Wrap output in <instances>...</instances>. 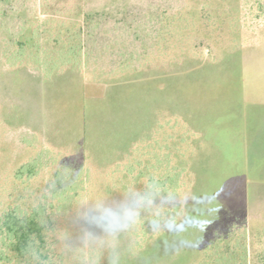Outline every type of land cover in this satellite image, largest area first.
I'll use <instances>...</instances> for the list:
<instances>
[{"label":"trees","instance_id":"16d2710c","mask_svg":"<svg viewBox=\"0 0 264 264\" xmlns=\"http://www.w3.org/2000/svg\"><path fill=\"white\" fill-rule=\"evenodd\" d=\"M147 4L140 14L125 3L91 8L87 0H40L45 22L31 23L38 10L28 7V37L5 45L1 61L19 68L27 82L17 101L21 124L11 136L0 125V141L10 145H0V264H26L32 239L47 246L52 264H106L114 255L162 264L176 250L165 264H249L242 217L209 221L184 249L178 231L192 213L203 138L190 117L156 107L144 128L128 137L112 129L96 136L88 107L122 81L163 82L180 69L193 73L204 62L193 40L198 36L226 42V56L238 52L264 28V0ZM72 78L75 86H68ZM69 87L83 100L74 130L65 113ZM91 207L113 213L114 236L85 221ZM88 231L97 237L91 245L81 239ZM254 252L264 264L260 235Z\"/></svg>","mask_w":264,"mask_h":264},{"label":"rangeland","instance_id":"374dc122","mask_svg":"<svg viewBox=\"0 0 264 264\" xmlns=\"http://www.w3.org/2000/svg\"><path fill=\"white\" fill-rule=\"evenodd\" d=\"M87 1L91 8L111 2L125 3L141 14L149 0ZM229 1L235 3L236 0ZM39 2L0 0V15L5 16L4 20L0 19V56L9 41L28 37V7L38 10L31 23L39 22L41 26L40 22H45ZM193 40L195 47H199V57L204 60L201 66L191 74L180 69L177 76L163 82L137 79L117 83V88L108 90L106 100L89 105L91 131L101 136L112 129L128 137L135 129L144 128L148 111L156 107L190 117L203 138H199L202 148L199 147L195 159L199 173L191 200L192 213L184 228L178 231L180 238L183 237L184 249H188L190 241L194 243L199 228L209 221L242 217L248 223L249 264H260L256 262L254 236L264 238V28L258 29L241 50L229 56L224 55L228 49L226 42L206 41L200 36ZM23 75L19 68L1 61L0 57V92L5 100L3 104L0 102V125L10 129L6 136H11L22 121L16 120V114L21 106L17 102L18 95L27 82ZM74 81L70 79L68 86H75ZM161 86L162 91L158 89ZM69 88L71 94L67 95L65 113L70 129L74 130L79 123L83 100L74 95V87ZM7 142L1 140L0 145L8 149ZM3 148L0 149V167L4 163ZM181 249L179 253L183 252ZM177 254L176 250L163 257L162 264ZM143 257L118 256L117 264H148V256ZM106 264H112V260Z\"/></svg>","mask_w":264,"mask_h":264},{"label":"clouds","instance_id":"9594fccd","mask_svg":"<svg viewBox=\"0 0 264 264\" xmlns=\"http://www.w3.org/2000/svg\"><path fill=\"white\" fill-rule=\"evenodd\" d=\"M84 219L89 224L104 228L105 233L108 235L114 236L115 231L117 230L114 226L113 213L109 210L102 211L98 207L88 208L84 213ZM129 220H131V218H129ZM60 238L66 241L68 239V233L64 231L60 232ZM81 239L82 241L87 240L89 245H91L97 240V237L93 232L88 231L84 233ZM45 252L47 255V246L46 249H41L35 239H32L25 249L26 264H52L53 258L50 255H47L46 259L41 258ZM112 264H117V257L115 255L112 258Z\"/></svg>","mask_w":264,"mask_h":264},{"label":"snow or ice","instance_id":"6c2138e0","mask_svg":"<svg viewBox=\"0 0 264 264\" xmlns=\"http://www.w3.org/2000/svg\"><path fill=\"white\" fill-rule=\"evenodd\" d=\"M227 187H228V186H226V190H227ZM221 195L223 196V195H224V193H222Z\"/></svg>","mask_w":264,"mask_h":264}]
</instances>
